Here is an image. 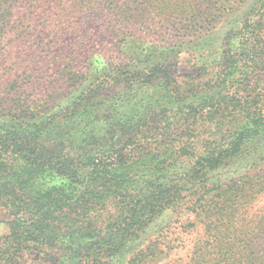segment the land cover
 <instances>
[{
  "label": "trees",
  "instance_id": "trees-1",
  "mask_svg": "<svg viewBox=\"0 0 264 264\" xmlns=\"http://www.w3.org/2000/svg\"><path fill=\"white\" fill-rule=\"evenodd\" d=\"M248 1L229 0L222 11L193 20L203 41L193 48L199 55L191 78L176 76L171 54L157 49L125 54L101 78L89 79L52 52L35 61L44 72L37 78L26 75L29 66L7 71L10 59L31 60L27 44L37 33H16L21 22L12 24L11 12L47 0H0V91L7 93L0 99V223L8 226L0 264H118L167 212L215 193L218 201L207 198L201 206L209 240L188 264H244L249 250L250 261L259 263L261 237L228 238L241 232L229 211L241 209L230 206L233 182L214 178L256 149L249 144L264 131V0L238 17L217 61L203 55L212 30ZM60 36L42 39L61 46ZM21 47L27 49L14 50ZM75 55L70 63L81 58ZM51 83L61 86L48 92ZM153 86L158 101L145 94ZM152 249H141L128 264Z\"/></svg>",
  "mask_w": 264,
  "mask_h": 264
},
{
  "label": "rangeland",
  "instance_id": "rangeland-1",
  "mask_svg": "<svg viewBox=\"0 0 264 264\" xmlns=\"http://www.w3.org/2000/svg\"><path fill=\"white\" fill-rule=\"evenodd\" d=\"M26 0H23L25 2ZM47 0L42 6L34 9L23 8L12 11L11 23L21 22L16 33L32 34L37 31L27 47L33 48V56L28 63H15L10 59L4 68H22L28 66L36 78L41 73L37 58L45 53L51 55L64 66L69 65L79 70L81 74H89V79L101 78L109 65L120 64L125 54L131 56L135 52L150 54L153 50L165 49L173 59V72L176 76H192L198 67L195 65V56L199 54L193 49L200 46L203 39L197 40L196 31L191 29L193 20L200 12H220L229 0H69L68 5L62 2L50 5ZM256 0L236 6L221 23L212 30L207 42L204 41L206 58L217 61L220 58V44L232 27H235L238 17H242L247 6ZM24 4V3H23ZM20 5V6H23ZM52 12V13H51ZM229 12L227 11V14ZM53 14V18H51ZM63 17H61V16ZM57 16V17H54ZM198 21V20H195ZM13 25H10V29ZM191 30V33L189 31ZM53 32L61 34L62 45H54L51 40L42 38ZM119 32L121 34L119 35ZM123 34V35H122ZM29 38V36H28ZM208 40H210L208 42ZM19 47L20 45L16 43ZM14 48L15 51L21 52ZM123 52V53H121ZM76 64L70 60H76ZM35 59V60H33ZM129 60V59H126ZM35 71V72H33ZM104 79V78H103ZM28 79L20 81L26 85ZM85 84V83H84ZM88 84V83H87ZM61 85L51 83L48 92L57 90ZM63 90V89H62ZM60 89V91H62ZM34 97L37 92H34ZM46 98L50 93L42 92ZM155 93L156 100H160L158 87L145 89L148 96ZM7 93L0 91V99ZM56 97V96H55ZM150 98V97H149ZM162 101V100H161ZM250 152L229 167L220 169L215 174V180L225 183L233 182L230 193L233 210L240 208L239 215L235 211L230 217L240 219L241 232L230 235L228 238L239 237L246 242L249 239L261 237L262 245L256 251L259 263L264 264V131L256 140L249 144ZM236 182V183H235ZM243 189V190H242ZM243 194L236 198L237 191ZM214 197L205 196L197 205H184L175 212H167L157 220L146 233L138 240L140 245L130 252L118 264H128L130 258L141 249L151 246L152 251L146 254L136 264H188L197 257L199 248L209 240V221L205 208H201L208 201H218L217 193ZM236 198V199H235ZM236 200V201H235ZM209 204V203H208ZM8 233V226L0 223V238ZM252 251L247 252V263ZM234 264H237L235 261Z\"/></svg>",
  "mask_w": 264,
  "mask_h": 264
}]
</instances>
